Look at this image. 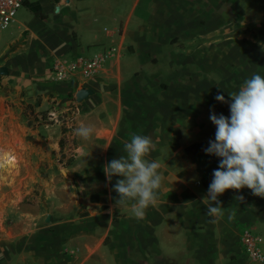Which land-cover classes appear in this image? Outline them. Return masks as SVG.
<instances>
[{
  "label": "crops",
  "instance_id": "crops-1",
  "mask_svg": "<svg viewBox=\"0 0 264 264\" xmlns=\"http://www.w3.org/2000/svg\"><path fill=\"white\" fill-rule=\"evenodd\" d=\"M108 48L114 56L93 79L53 80L54 60ZM0 68V140L16 159L9 169L20 171L15 182L32 188L54 152L67 169L48 189L54 214L47 226L57 234H0V264H141L140 250L159 264H255L243 255L241 236L246 229L264 236V198L227 190L216 223L202 199L219 165L204 151L215 139L211 112L230 116L228 93L253 74L264 76V0H25L0 37ZM81 122L97 134L75 137ZM133 133L152 137L148 158L159 161L164 177L143 219L131 202L116 206L121 177L109 182L103 171L126 155ZM75 221L79 229H71ZM65 236L80 237L81 247L64 255L57 244Z\"/></svg>",
  "mask_w": 264,
  "mask_h": 264
},
{
  "label": "clouds",
  "instance_id": "clouds-1",
  "mask_svg": "<svg viewBox=\"0 0 264 264\" xmlns=\"http://www.w3.org/2000/svg\"><path fill=\"white\" fill-rule=\"evenodd\" d=\"M228 95L230 116L211 112L209 118L216 127L215 139L204 149L207 155L219 158L207 195L202 199L208 205L207 215L214 218L211 223L225 215L218 197L227 190L238 192L247 188L254 196L264 198V76L253 74L237 92ZM215 99L228 103L221 94ZM95 134L97 129L91 123L81 122L73 130L75 137L85 141ZM155 149L152 137L133 133L124 144L126 155L112 159L103 168L109 182L114 176L121 177L113 186L119 197L116 206L127 207L131 202L132 213L138 219L144 218L150 206L157 205L164 179L159 161L148 158ZM76 152L84 154L82 147L76 148ZM235 199L244 202L243 196ZM234 216L232 212L229 220ZM253 256L258 264H264V253H253Z\"/></svg>",
  "mask_w": 264,
  "mask_h": 264
},
{
  "label": "rangeland",
  "instance_id": "rangeland-1",
  "mask_svg": "<svg viewBox=\"0 0 264 264\" xmlns=\"http://www.w3.org/2000/svg\"><path fill=\"white\" fill-rule=\"evenodd\" d=\"M21 11H23V6L18 9L14 20L17 19ZM12 24L13 23H11L5 29H0V37L9 30ZM85 57L87 58V56ZM26 112L27 111H24L23 114L25 115V117L28 116L30 118V116L27 115ZM1 129L2 127L0 126V132ZM0 152H9L7 147H5L1 140ZM1 160L2 158H0V161ZM47 160L48 159H46L45 165L49 166L48 172L45 170L40 171V174L37 177L39 181H37L32 188L21 186L19 181L15 182L21 175L19 169L15 170V172L13 173L12 170L9 169L15 168L13 167L14 165H10V167L6 162L2 161V164L0 165V234L4 235L5 237L12 238L15 235H23L26 231L33 233L34 230H37L38 234L36 232L35 233L36 237L39 238H41V236L43 235L47 239H49V237L57 234L56 226H47V224H49L48 218H50V216H48L47 214H54V210L52 208L50 209L51 204L49 203L50 198L48 195V189L57 180H61L63 176L67 175V169L66 167H64L65 158L63 157L61 152L52 153L49 160ZM14 164H16V162ZM22 175L25 177L35 176L30 174L25 175V173H23ZM75 192L78 193V197L80 198L81 192L77 191V188H75ZM78 204V211L83 210V204L80 201ZM20 216L25 217L26 221H18V217ZM37 217L41 218L42 220L37 222V224L35 225V223H33L32 221ZM72 219L75 220L76 216ZM80 223H82V221H75L71 223L75 224V226L70 225L72 226L71 229H73L74 227L76 229H79L82 225ZM249 230L254 234H260V232L257 230ZM59 243L60 244H57L59 246V251H61L64 255H67L68 252L72 254L71 250H75V247H81L82 244L80 237H75L70 241V239H68L66 236L64 238V241L62 239H59ZM241 249L243 255L247 257L242 247ZM136 256L141 264H159L154 261L153 257L149 258V255H147V253H144L142 250H140Z\"/></svg>",
  "mask_w": 264,
  "mask_h": 264
},
{
  "label": "built area",
  "instance_id": "built-area-1",
  "mask_svg": "<svg viewBox=\"0 0 264 264\" xmlns=\"http://www.w3.org/2000/svg\"><path fill=\"white\" fill-rule=\"evenodd\" d=\"M24 1L0 0V29H5L13 23L16 13L23 6ZM115 51L114 48H108L92 57L54 60L51 67L53 80L57 83H68L81 79H93L97 72L114 56ZM241 245L248 259L258 264L253 253H264V236L254 234L246 229L241 236Z\"/></svg>",
  "mask_w": 264,
  "mask_h": 264
},
{
  "label": "bare ground",
  "instance_id": "bare-ground-1",
  "mask_svg": "<svg viewBox=\"0 0 264 264\" xmlns=\"http://www.w3.org/2000/svg\"><path fill=\"white\" fill-rule=\"evenodd\" d=\"M2 160L0 161V165L2 164V161L6 162L8 165H14L16 162V159L12 157L9 153H2Z\"/></svg>",
  "mask_w": 264,
  "mask_h": 264
},
{
  "label": "water",
  "instance_id": "water-1",
  "mask_svg": "<svg viewBox=\"0 0 264 264\" xmlns=\"http://www.w3.org/2000/svg\"><path fill=\"white\" fill-rule=\"evenodd\" d=\"M0 74H6V71H5V69L4 68H0ZM87 92L88 91H86V90H82V91H80L79 93H78V98H82V97H84L86 94H87Z\"/></svg>",
  "mask_w": 264,
  "mask_h": 264
}]
</instances>
